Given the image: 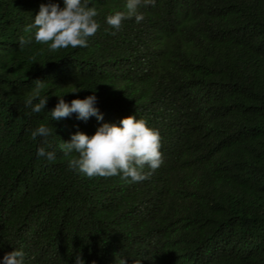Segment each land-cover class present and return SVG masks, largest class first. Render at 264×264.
<instances>
[{
	"label": "trees",
	"instance_id": "trees-1",
	"mask_svg": "<svg viewBox=\"0 0 264 264\" xmlns=\"http://www.w3.org/2000/svg\"><path fill=\"white\" fill-rule=\"evenodd\" d=\"M42 3L64 6L0 0V264L13 249L24 264H75L79 251L84 264H264V0H156L119 30L106 18L126 0H87L97 32L55 52L25 32ZM36 80L41 113L25 107ZM62 95H95L103 120H51ZM129 115L161 136L150 178L69 168L78 154L61 140ZM42 124L54 161L37 157Z\"/></svg>",
	"mask_w": 264,
	"mask_h": 264
},
{
	"label": "clouds",
	"instance_id": "clouds-1",
	"mask_svg": "<svg viewBox=\"0 0 264 264\" xmlns=\"http://www.w3.org/2000/svg\"><path fill=\"white\" fill-rule=\"evenodd\" d=\"M155 3L156 0H126L125 10L107 16L106 22L116 30L121 28L122 21L126 19L134 17L140 23L145 19L140 9L155 6ZM97 15L98 10L88 6L87 0L83 3L82 0H64L62 8L57 3H42L33 22L26 26L25 32L35 29V41L48 45L49 52L68 47H87L88 38L94 36L100 27L94 19ZM111 34L115 35V32ZM30 43L31 39L21 37L19 40L21 48ZM44 86V81L36 80L34 90L25 100V107H30L33 113H41L46 107L48 96L40 95ZM80 90L81 88L74 87L71 92L77 93ZM58 97L56 106L50 112L51 120L59 121L73 113L83 121L91 116L103 120L102 113L95 106V95L83 99L74 98L70 103L63 99V95ZM52 135H55V129L43 124L32 131L33 140L42 138L43 146L37 149L38 158L55 160V152L46 150L50 147L48 138ZM59 147L65 156L78 154L69 159L68 166L73 170L78 169L88 177L107 178L120 175L125 182H141L150 178L163 163L159 131L150 128L145 120L132 115L121 118L119 125L102 123L91 136L77 131L71 135L69 141L61 140ZM146 167L149 170L147 172L144 171ZM24 258L25 252L22 249H13L4 254L3 264H24ZM75 264H84L80 251L75 255ZM119 264H125L122 257Z\"/></svg>",
	"mask_w": 264,
	"mask_h": 264
}]
</instances>
